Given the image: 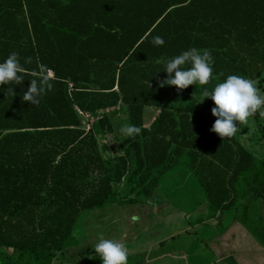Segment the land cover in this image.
I'll return each instance as SVG.
<instances>
[{
  "label": "trees",
  "instance_id": "obj_1",
  "mask_svg": "<svg viewBox=\"0 0 264 264\" xmlns=\"http://www.w3.org/2000/svg\"><path fill=\"white\" fill-rule=\"evenodd\" d=\"M157 35L163 45L151 43ZM188 48L210 52L212 76L177 92L161 84L162 65ZM11 52L22 81L0 84L2 264L77 245L82 213L112 204L115 184L150 189L183 158L210 212L233 205L254 155L238 134L210 131L215 105L199 97L229 74L264 81V0H0V61ZM41 69L52 89L28 104L23 91ZM147 106L158 109L150 125ZM77 108L97 116L89 128ZM121 113L140 132L108 155L101 139ZM257 189L264 197V180Z\"/></svg>",
  "mask_w": 264,
  "mask_h": 264
},
{
  "label": "crops",
  "instance_id": "obj_2",
  "mask_svg": "<svg viewBox=\"0 0 264 264\" xmlns=\"http://www.w3.org/2000/svg\"><path fill=\"white\" fill-rule=\"evenodd\" d=\"M236 134L242 143V134ZM184 160L165 170L150 189L125 180L117 183L115 197L120 189L126 190L125 200H118L119 207L124 206L123 201L141 207L134 210L132 220L129 218L141 225L140 229L130 233L131 228H127L115 239L126 246L127 264H264V197L258 189L243 202L238 200L234 186L233 205L212 213L206 195L204 202H200L197 191L194 195L188 188L184 191L188 177L173 182L170 187L166 186L170 180L162 183L161 177L167 174L189 175L190 171L185 173L183 168H178ZM115 202L116 198L112 205ZM233 208L235 214L225 215ZM96 242H79L76 254L71 252L75 245L59 253L51 264H72L78 256L81 261L92 259L87 257L96 255L89 251Z\"/></svg>",
  "mask_w": 264,
  "mask_h": 264
},
{
  "label": "clouds",
  "instance_id": "obj_3",
  "mask_svg": "<svg viewBox=\"0 0 264 264\" xmlns=\"http://www.w3.org/2000/svg\"><path fill=\"white\" fill-rule=\"evenodd\" d=\"M151 43L155 46L164 44L160 36H153ZM27 62V60L25 61ZM213 59L208 50H198L188 48L163 61V72L167 78L161 81L163 85L175 86L177 92L185 89L189 85H206L212 76ZM21 64L16 52H11L6 58L0 61V84L7 85L9 82L19 85L22 78ZM159 72V71H158ZM44 69H41V75L29 80L26 90L23 91V101L28 104H39L40 97L46 91H51L52 83L47 75H44ZM8 91L15 94L13 88ZM205 97L210 98L214 107L211 108V114L215 117L210 131L215 132L221 138L233 136L240 125H247L248 117L259 112L264 117V94H261L254 81L242 75L229 74L222 81L216 83L209 91L203 89L202 101ZM119 132L127 137L139 134L140 129L131 124H122ZM135 220L136 217H133ZM95 257H98L100 264H127L126 246L115 239H105L98 233L97 242L94 245Z\"/></svg>",
  "mask_w": 264,
  "mask_h": 264
},
{
  "label": "rangeland",
  "instance_id": "obj_4",
  "mask_svg": "<svg viewBox=\"0 0 264 264\" xmlns=\"http://www.w3.org/2000/svg\"><path fill=\"white\" fill-rule=\"evenodd\" d=\"M255 86L259 90L261 94H264V81L259 82L255 81ZM202 96L199 97V100ZM204 99L199 102V104H203ZM158 109L154 107L147 106L144 110V122L145 124H149L153 117L157 114ZM255 115L249 116L247 125H240L239 122H235L236 126L238 127V133L242 134V143L250 149L254 154V165L246 170L238 179L237 183L235 184L236 193L239 196L238 200L240 201H247L250 197V193L253 192L261 186L264 180V137H260L261 129L264 131V117L259 115V112L254 113ZM258 118L259 121L263 123V126H258V122L256 121ZM97 118V116H87L84 117L85 126L88 128L91 126L92 122ZM111 120L114 126V133L109 134L101 139V144L104 147V151L108 155H116L117 150L119 149V143L124 135H122L119 132V128L122 124H129L127 117L125 114H116L111 115ZM260 131V133H259ZM256 138L258 140H256ZM185 161V160H184ZM185 163H181L178 165V168H183L185 173L190 171ZM187 170V171H186ZM183 177H188V183H186L187 187L184 188V191L188 188V190L193 191L194 193L197 191L199 201H203L205 199V191L202 187L201 183L197 179V176L194 173H189V175H171L167 174L161 177L162 183L166 182L168 183L169 180L171 183L166 185L167 187H170L173 182L175 183L177 180H180ZM129 183V182H128ZM135 183V182H134ZM118 184H115V190H118ZM165 186V187H166ZM252 187V188H251ZM183 191V192H184ZM124 192L126 190L120 189L118 191L115 205L110 204L109 206L105 208H98V209H92L84 211L76 225V236H77V242L75 249H72L71 252L73 254H76V249L79 247V242L83 243L85 241L89 242H96L97 241V235L98 233L103 235V238L105 239H116L121 236V234L125 231H127V228H131L130 233H135L138 231L141 227L139 224H135V222H131L132 220V214L136 213L134 210L137 209L139 206L132 204H129L125 201H123L124 206L119 207V201L125 200L123 198V195H126ZM188 193V191H186ZM181 193V191L179 192ZM139 198V197H138ZM193 199V198H191ZM119 200V201H118ZM239 203V202H238ZM237 203V205H238ZM141 209V207H139ZM126 211V212H124ZM225 215H232L235 214V208L228 210L225 212ZM130 218V220H129ZM136 225V226H135ZM134 230V231H133ZM139 233V232H138ZM84 245V244H83ZM94 245V244H92ZM59 255V253L54 257L56 258ZM96 256V255H95ZM94 256V257H95ZM54 258H41L40 260H34L32 257H25L21 264H51L53 262L52 259ZM86 257H84L85 259ZM89 258V257H87ZM3 259V258H2ZM42 261H45L46 263H42ZM3 261L0 259V264H2ZM72 264H100V260L98 257L92 258V259H86L82 260L78 256L77 258H74L72 261Z\"/></svg>",
  "mask_w": 264,
  "mask_h": 264
},
{
  "label": "built area",
  "instance_id": "obj_5",
  "mask_svg": "<svg viewBox=\"0 0 264 264\" xmlns=\"http://www.w3.org/2000/svg\"><path fill=\"white\" fill-rule=\"evenodd\" d=\"M49 76H53V73H52L51 71H49ZM69 88H70V90L73 89V84H72L71 82H69ZM77 109H78V108H77ZM78 111H79V113H80L81 115H83L84 117L90 116V114H86V113L80 111L79 109H78ZM89 127H90V126H89ZM89 127H88V128H89Z\"/></svg>",
  "mask_w": 264,
  "mask_h": 264
}]
</instances>
